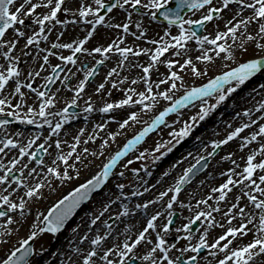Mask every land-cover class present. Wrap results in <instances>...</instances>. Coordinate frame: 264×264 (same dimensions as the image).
I'll return each mask as SVG.
<instances>
[{
	"label": "snow or ice",
	"instance_id": "obj_1",
	"mask_svg": "<svg viewBox=\"0 0 264 264\" xmlns=\"http://www.w3.org/2000/svg\"><path fill=\"white\" fill-rule=\"evenodd\" d=\"M172 3V0H115L108 3H105V0H93L92 4H85L81 2L78 9V19L83 21V23L92 26V31H88L83 39L78 41H73L72 43H53L52 48H63L70 50L71 54L66 56H60L59 59L64 61L66 64L75 65L77 59L75 58L77 53L87 52L91 55L93 52L98 53L101 56H104L105 53L115 51L119 53L122 57L119 66H123L124 60L128 59V55L131 53L133 56H139L140 52H133L131 48L119 47L115 44H109L107 47H95L91 51L84 47L88 40L93 36V31L97 25L105 24V15H101L102 10H106L107 13H112L114 9L124 10L127 13V19L129 23L123 24H108L107 27L122 28L124 33L129 32V27L131 23L132 13L135 12L139 16H149L151 20H156L157 14H159L165 21L169 28L171 26H176L178 29V34L171 36V41H165L160 46L155 49V52L150 57V63L147 66L143 67V77L142 79L146 84V92L137 93L135 89H129L125 93V98L120 100L118 103H105L102 108L99 109L102 113L111 112L113 109L124 108L126 106L138 105L140 111L145 114L153 112V109L156 107L158 97L160 100L170 102L168 106L164 107L162 111H159L157 115H154L151 118V122L148 123L145 121V125L138 133H136L131 139H129L122 148L115 151L114 154L110 155L105 163L98 172H96L90 179H87L85 182L79 184L62 199H59L52 207L47 209V214H37L36 220L40 223H33L31 230L24 239L18 240V247L11 248L6 256L0 258V264H33L32 257L37 255V250L30 243L34 241L39 235L43 233H50L53 236H56L68 221L73 217L76 210L81 207L82 204L90 200L93 193L97 192L109 181V178L113 175L117 177H124L125 173L120 171L114 173L113 170L116 169L118 162L121 159L128 155L130 151L135 149L149 133L153 132L160 125L166 124L165 118L169 116L170 113H179L180 109L186 108L189 105L193 104L194 101H200L199 112L191 116L190 119L192 123L184 122L182 127L179 130H172L168 135L172 138L168 141L162 143H156L154 152L159 153L160 155L154 156L153 159L159 160L162 156L167 155L168 152H171L172 149L179 144L182 140L188 137L193 131L194 125L199 121L205 120L219 105L223 104L229 96L237 91L242 85L247 81L251 80L257 74H264V43L256 42V36L251 34H246L248 25L251 23L258 24L257 36L264 38V0H175V7H169ZM66 5V0H39L38 3H34L33 0H20L17 3V0H0V47H4L2 38L5 37V34L9 29H13L14 33L18 37L25 36V32L14 26L20 25L25 26V17H32L38 8L47 9L46 14H41L35 16L32 20V23L39 26V31L35 32L33 35L27 38V45L39 44V39L42 33L45 32L46 22L51 24L53 21L56 24H67V23H77V20H60L58 18V13H68L71 9ZM94 5V6H93ZM230 5H236L237 10L235 14L229 19L224 27L225 31L217 30L213 38H209L208 35H197L195 28H205L208 23L213 22L214 20L222 19V13L225 10L229 9ZM127 6V7H126ZM132 11H129L128 9ZM143 9L144 11H141ZM185 9L189 12L195 14V12H201L200 18L198 19H185L181 14ZM251 10V15L246 19H239L237 17L241 15L244 10ZM76 13H73L75 15ZM91 17V19H86ZM235 21V23H234ZM185 25L188 27L186 28ZM136 28L140 29L141 24L136 23ZM243 27L245 33L241 35L245 36L244 40L237 45L234 50L231 45L228 43H221V41H226L229 37L233 42L237 40V32ZM48 31H51V28H48ZM170 33L165 31L164 35L168 36ZM144 32H140V36H143ZM59 38V37H58ZM140 37L138 36L137 39ZM43 39L47 40V36H44ZM195 40L196 44L200 46L201 49L204 48V45H210L212 47L204 49L201 55L196 57L197 60L211 63L213 56L209 55V52H214L216 57H219L222 61L235 62L237 53H246L248 48L246 41L255 42V48L259 50L254 58H250L244 62H239L235 67H230L229 70L223 71L221 74L214 76V78L208 79L207 83H203L198 87L185 88L183 95L174 99L175 90H177L178 85L177 81H180L183 84V77L179 75L176 71H171L170 76L167 79L160 80L156 84V88H159L161 84L168 85L166 90H161L156 94H153V87L148 83L150 69L159 61L160 57L166 53L169 48L175 49L176 55H180L181 49L185 48V45L190 40ZM123 43V40L120 41ZM149 43L156 44V41H149ZM9 51L12 48H15V43L9 42ZM147 54L148 50H144ZM4 59L8 61L16 60L18 62V57L13 58L9 56V52H5ZM49 55H54V53L49 52ZM44 63H48V55L43 57ZM98 64H102L103 60L97 61ZM167 67L169 69L174 68V66L179 63L178 61H167ZM3 67V66H0ZM59 65H56L52 71L56 72V69L59 68ZM181 69L189 68L192 75L196 77H201L207 75L206 71H200L197 69L196 65L193 64L191 58L184 59L183 63L180 64ZM116 74V68L111 69L108 73V76ZM20 72L16 66V63L9 62L6 69L0 71V92H3L6 85L9 84L10 80H13L15 77H19ZM31 75V73H29ZM36 75H39L37 72ZM95 75V70L91 69L85 72V78L79 84V87L76 90V97H74L71 102L65 107L61 112H57L54 115L62 117L60 122H57L55 126H52V122L48 120L50 115L46 109L53 107L54 99L51 96H47L45 92L36 91L32 89V85L28 84L26 87L32 89L36 92L37 97L40 99L39 110L38 112H33L31 107L28 108V113L31 115H38L43 123L25 116L21 118L19 114L13 111L5 112V108H12V104L8 102L7 98L0 99V129H5L6 126L10 123L7 117H13L18 120L20 123L33 125L41 128L43 124H47L51 129L52 135H58L63 123H66L70 116H75V113H69L68 108L75 107L77 105V98L80 96V93L84 90L85 82L88 77ZM49 82L53 81V77H47ZM125 79H127L125 77ZM123 83V81H121ZM133 84L137 83L136 80L132 81ZM117 85L113 83L112 87L115 88ZM227 86V87H226ZM261 88H264V85H260ZM104 88V84L101 83L97 89L99 92ZM255 91V89H253ZM15 93L20 95L21 100L23 101L24 94L21 92V85L19 80L15 81ZM131 93V94H129ZM133 96H138V99H133ZM207 98H213L215 103L209 104ZM22 105L17 104L15 107L20 108ZM264 110V103H261L257 108V111ZM85 112H92L93 106L91 103L87 104V107L84 109ZM239 115V113L237 114ZM244 116H250L249 111L243 113ZM131 123H139L140 116L138 112L131 111L126 119H123L119 123L120 129H125L130 126ZM256 123V121H252ZM171 127V125H168ZM102 127V126H101ZM231 127V125H229ZM251 127V124L244 123L239 127H236L234 130L230 131L226 138L219 141L211 142V151L208 152L207 156H197L194 157L195 163L191 164L188 168L184 169L183 174L176 180L175 185L168 189L166 192L160 193V197L163 198L167 196L169 192L179 193L183 185L189 183V181L204 168L208 166V158L216 155L217 150L221 148L222 145H227L230 141L235 140L238 137H241V133ZM82 131V130H81ZM17 136L22 135V133L17 132ZM119 133H110L109 137L111 140H115L116 136ZM264 138V124L259 125L258 132H253L250 136L242 137L243 143L240 145L241 150L247 147L249 144L257 140V137ZM40 139L39 135H36L34 138L30 139L27 144H20L17 141L7 138V133L5 132V138L0 139V153H5V149H18L19 159H12L9 161L6 166L3 163H0V186L8 185L11 187L15 184L18 187H23L26 189L23 197L18 198V202L10 199L11 193L7 195L0 194V220H3V223H0V229H3L0 232V236L11 237L12 231L18 229H10L9 226L14 224H22L27 218L26 210V200L24 197H27L28 200L33 198H39L41 189L45 186L43 182H36L34 186H29L24 182L25 169H28L27 176L31 177L36 173V168H29L28 163H24L19 169L20 178H16L12 175L13 170L16 168L17 164H20L24 158H29L30 160H35L37 165H43L44 161L42 158L37 159V154L39 152L47 153V148L45 144L48 143V139H45L44 143L39 144L35 152H30L29 149L36 144L37 140ZM91 140L92 137H89ZM199 139V138H198ZM175 141V143H173ZM79 137L76 138V143L71 145L72 151L66 155H58L53 164H56V161L59 160L63 162L66 167L61 172L57 167H47L46 171L51 176L54 177L57 181L64 182L70 181L73 179V176L69 174L68 168H72L76 171V177H79V171L76 170V166L69 165V158L73 156V153L76 151L77 144H79ZM55 147L60 148V141L56 140ZM87 143V141H85ZM109 141L104 140L100 145L101 149H104L108 146ZM165 149L166 151H161ZM85 153H88V149L83 150ZM92 156H96V152L90 153ZM100 156H103L104 153L101 151ZM191 155V153H189ZM145 152H140L137 159H143ZM260 157V159H257ZM222 159L231 160V162L240 167L235 160H232L231 154L223 157ZM244 159L245 166L243 167L242 172L236 173L235 169H229L227 173H222V175L227 176L226 182L222 183L219 188L212 189L213 192L218 193L217 204L220 201H225L226 196L229 192L232 191V187L237 185H242L241 192L243 196L247 197L249 204L253 206V211L250 213L245 212L244 207H240L238 203H233L231 207L223 212L222 215L227 217V223L229 227L215 238L211 243L208 240L209 232L208 229L214 227H224L219 221L215 219L213 213H219L221 209L217 206L209 205L207 210L197 211L193 218L189 219L187 224H184L182 229L177 228L175 231L177 233L183 231L186 235L180 237L186 241L191 242L193 239L192 225L197 221H201V218L206 222L205 230L199 235L198 242L195 244H187L181 248H177L176 244H170L165 236L170 234L169 224L172 223L171 216L172 213H168V222L162 225V233L156 232L155 221L161 215L157 212L155 215H152L151 218L147 219L146 227L133 239L127 235V229L124 232L117 231L116 235H113V227L108 222V220L103 221L104 227L107 229L105 232H97L94 236L89 238L88 234L85 233L80 237V244H83L85 241H88L89 248L85 251L81 247H70L71 254L67 257L66 264H137V261L148 262V264H199L198 255L203 249H217L220 253H223V258L219 259L217 264H256V257L264 254V198H258L257 195H253L252 191L260 194L261 197H264V143H261L258 147V150L251 151ZM75 160L81 164H85L84 159L80 155L75 156ZM132 161L129 160L128 164H131ZM127 167V164L124 165ZM133 172H136L133 169ZM165 176L168 175L167 172L164 173ZM239 176V179H233V176ZM47 179V177H45ZM49 181V185H50ZM232 186V187H230ZM8 187L3 189L4 192H8ZM116 187L120 190L121 196L124 195L123 189L125 185L123 183H117ZM244 188L250 189V191H244ZM147 191V189H145ZM132 196L142 195L139 191H133ZM120 197H117L119 199ZM127 199V197H124ZM177 199L176 195H172L167 203V208L171 209L173 207V202ZM209 200L213 199L211 196ZM236 200L239 201L240 197L237 196ZM156 201L149 200L143 204H137L135 207L137 209H147L149 204H153ZM110 203H115L111 201ZM208 204V200L198 201L197 207L199 205ZM110 204H105L103 210L91 219L89 224V230H91L92 225H96L97 221L104 216L105 212L109 210ZM185 207V205H181ZM233 209H236V212L233 213ZM259 210L258 220H256V212ZM16 214L20 217L19 220L14 218ZM129 208L127 205H123V211L118 212L115 219L119 220L121 216H128ZM240 217V223L238 226H232V221L236 217ZM111 219V217H110ZM251 225L252 227H249ZM155 232V240L149 239L146 234L149 231ZM73 233L77 231L76 228L72 229ZM199 231V230H198ZM253 233V238L246 244H235L234 240L239 237ZM123 237V239H121ZM111 239V243L109 240ZM223 242V243H222ZM2 243L7 244L8 241L5 240ZM146 246H151L146 252H141L138 249V246L141 244ZM71 245V242H70ZM231 246V247H230ZM178 252V255H173V250ZM186 253H194L195 255H185ZM210 255L216 257V251H210Z\"/></svg>",
	"mask_w": 264,
	"mask_h": 264
},
{
	"label": "rangeland",
	"instance_id": "obj_2",
	"mask_svg": "<svg viewBox=\"0 0 264 264\" xmlns=\"http://www.w3.org/2000/svg\"><path fill=\"white\" fill-rule=\"evenodd\" d=\"M69 1V2H68ZM20 0L17 1L19 3ZM34 3H38L39 0H33ZM83 2L85 4H92L93 0H75V4L70 2V0H66V5L69 7L72 11L77 10L79 7V4ZM107 2V0H105ZM77 4V5H76ZM94 6V5H93ZM236 6V5H234ZM127 7V6H126ZM129 11H132L130 8ZM237 10L236 7L229 6L228 10H225L221 15L222 19L220 20H214L213 22H210L207 24L205 28L202 29V32L200 35H208L209 38H213L215 32L217 30L219 31H225V23L232 18V16L235 14ZM47 9L41 7L36 10L34 15L32 17H25V26L16 25L15 28H19L20 30L25 32V36L18 37L15 35L14 31L9 32L6 37L3 40L4 47H0V71H3L6 69L9 62L16 63L17 68L19 69V72L22 73L23 70L27 71L28 69L33 68V72L36 68V71H41L44 65V72L42 71L44 76V81L42 82L41 86H38V80L37 82H33L32 89H36V91H42L47 94L45 98L48 96L53 97L54 99V105L53 107L46 109L47 112L50 113L48 116V120L52 122V126L54 127L55 124L58 122L60 116L54 115L57 112H61L65 107L68 106V104L71 102V100L76 97V90L79 87V84L82 80L85 78V72L91 69H94L96 66L100 65L97 63V61L103 60L102 67L100 71L98 72L97 76L89 82H85L84 90L80 93V96L77 98V105L74 107L77 109V112L75 113V116H70L67 123H63L62 127L65 129H71L74 126L82 125L84 127H87L85 133L83 135L79 136V144H77L76 151L73 153V156L69 158V165H75L76 170L79 171V177H76V171L72 168H68L69 174L73 176V179L70 181H64L60 182L57 181L54 177H51L47 171V167H57L58 170L61 172L64 170L66 165L63 164V162L57 160L56 164H53V160L58 155H66L71 149V145L76 143V139L65 143L57 152V155H53L52 150L50 153L43 152V161L44 164L40 168H37V171L45 173L39 176V178L29 177L27 178V169L24 170L25 175L23 177L24 182L28 184L29 186H34L35 184H32L31 179L34 181L41 180L44 183V187L41 189L39 198H33L32 200H28L27 197H24L26 200V210H27V218L24 220L22 224H14L9 226L10 229H18V231L14 230L12 231L11 237L8 236H0V258H3L8 253V249H6V246H8L9 239L13 236H26L28 235L29 231L24 232L23 229L26 228V226L31 221V217L34 214L33 213V207L36 204H39L42 200V195H51L52 198L50 199V204L47 205L49 209L52 207L59 199H62L65 195H67L70 191H72L75 187H77L79 184L85 182L88 178H90V175L92 176L96 172L100 170L103 163L107 161L110 155L114 154L115 151L119 150L123 147V145L131 139L136 133H138L145 125V121L148 123L151 122V118L154 115H157L159 111H162L164 107L168 106L170 102L160 100L158 97V103L156 107L153 109V112L145 114L144 112L140 111V107L138 105H133L131 107L126 106L124 108H118L113 109L111 112L108 113H101L99 111L100 108L104 106L105 103H118L120 100L125 98V93L128 92L129 89H135L137 93L139 92H146V84L145 81L142 79L143 77V67L147 66L150 63V57L155 52L147 51V54H145L144 50H147L146 47L148 45V42L152 40L154 36H162L164 38H167L164 40L168 41L171 36H173V32H176L178 34V29L176 26H164L156 23L155 21L151 20L149 16H139L136 13H132V17H135L136 20L141 24V28L139 29V33L141 31L144 32V35L142 38L137 39L134 37V33L137 29H131V31L127 34L122 33V28H115V27H107L108 24H121V20L128 21L127 19V13L124 10L116 9L109 15L105 17V24L103 25H97L95 27V31H93V36L88 40L87 45L84 46L89 51H91L95 47H107L109 44L114 43L118 45L119 47H127L131 48L133 52H140L139 56H133L131 53L128 55V59L132 57L133 59H130L128 61L124 60L123 66H119V63L122 59L120 57L119 53L115 51V47L113 48L112 52L105 53L104 56H99L98 53H92L89 55L87 52L77 53L76 59L77 63L75 65L68 64L70 67L67 68V64L60 60V56H66L70 55L71 52L68 49L63 48H52L53 43H66L64 35L71 31H78L77 39L84 38L86 33L88 31H92V26L87 25L83 23V21H80L78 18L76 19L78 22L73 23H67V24H61L62 30L61 32H58L57 35H60L58 38L51 37V34H53L52 29L54 24H56L54 21L49 24L46 22V25L49 24L48 28H51V31L45 30L44 33L41 34L40 37H37L39 39V45H41V48H37V66L30 65L32 58V45H27V38L31 35H33L35 32L39 31V26L32 23V20L37 15L46 14ZM141 11H144L141 9ZM203 10H201L202 12ZM201 12H195L193 14L192 12H189L184 15L185 19H198L200 18ZM69 13V12H68ZM251 15V10H244L240 16L237 17V20L239 19H246L248 16ZM67 17V13H58V18L60 20H65ZM86 19H91V17H88ZM132 21V20H131ZM141 21V22H140ZM235 23V21H234ZM187 28L188 26L185 25ZM101 30V31H100ZM87 31V32H86ZM165 31H168L170 34L168 36H165ZM258 32V24L251 23L248 25L246 34H251L253 36H256V42L264 43V38L257 36ZM241 33H245V29L241 27V29L237 32V40L235 42L232 41V39L229 37L226 41H221V43H228L233 47L235 50L237 45L241 42V40L245 39L244 35H241ZM63 35V38L61 36ZM151 35V36H148ZM44 36H47V40L43 39ZM77 39H74V41H78ZM156 39V38H155ZM123 40V43L120 41ZM15 43V48H12L11 51H9V42ZM171 41V39H170ZM73 41L67 42L72 43ZM247 44V52L246 53H237L235 62L230 61H222L219 57H216L214 52H209L208 54L213 56V60L211 63L202 62L196 59L198 55H201L204 49L210 48L212 46L205 44L204 48L201 49L199 45L196 44V41L190 40L185 45L186 48L179 50L180 55H176L175 49L169 48V50L164 53L163 56L160 57L159 61L150 69L149 72V79L148 83H150L153 87V94H156L157 92L161 90H166L168 85L161 84L159 88H156V84L159 83L160 80L167 79L170 76L171 71H176L179 75L183 77V84H181L180 81H177L178 88L175 90L174 93V99L178 98L179 96L183 95L185 88H190L197 86L199 84L204 83L205 81H208V79L213 78L216 74L220 73L221 71H224L226 69H229L230 67H235L237 63L244 62L250 58H254L256 54L259 52L258 49L255 48V42H248ZM9 52V56L13 58H19L18 62L14 59L12 61H8L4 59V53ZM49 52L54 53V55H49ZM92 57L94 58V61H89L88 59L81 60V57ZM48 55V63L45 64L43 57ZM109 55V56H108ZM98 56L100 57L98 59ZM182 57V58H181ZM164 58V59H163ZM191 58L193 64L196 65L197 69L200 71H206L207 75L196 77L193 76L189 68L181 69L180 64L183 63L184 59ZM139 61H136V60ZM34 60V58H33ZM136 62H135V61ZM178 61L174 68L169 69L167 67V61ZM59 65L62 67L63 72L59 76L58 80L54 83V85L46 89V86L48 84L47 77L51 76L52 69ZM133 65V66H132ZM29 66V67H28ZM32 66V68H31ZM73 66V67H72ZM24 68V69H22ZM116 68V74H113L112 76H108V73L111 71V69ZM132 68L131 70L134 71L132 74L128 69ZM66 70H71L73 72H77L76 75H71L68 78L63 79L62 75L65 73ZM126 71L128 73H126ZM101 74L106 76V80L104 81V88L101 89L99 92L97 91L99 85H100V78ZM100 77V78H99ZM125 77L127 79H125ZM18 77L13 78V80H10V84H15V81ZM79 80V84L76 87L71 88L69 92V97L64 98L63 96L66 92L65 89H63L60 92H55V86L62 85L65 83V85H69L71 83L77 82ZM109 80V82L106 83V81ZM136 80L137 83L133 84L132 81ZM61 81H64V83H61ZM123 81V83H121ZM113 83H115L117 86L115 88L112 87ZM30 84V82L24 83L21 85V88H28L26 85ZM260 85H264V74H259L256 78H253L250 81H247L244 85H242L240 88L237 89L236 92H234L231 96L228 97V99L221 105H219L208 117L205 118L203 121H199L194 125L193 131L191 134L186 137L184 140H182L179 144H177L171 152H168L167 155L162 156L159 160L153 159L154 156L160 155L159 153L154 152V148L156 143H162L165 141H168L172 139L168 133L172 130H179L180 127H182L184 122L192 123L190 117L196 115L199 112V106L200 103L195 104L191 108L180 111L176 114H171L164 127L159 129L155 134L146 136L144 140L135 147V150L133 149L130 151L129 155L125 158H122L120 162H118L116 169L113 170L114 173L116 172H124V177H117L116 175H113V179L108 184V188L105 189L102 193H100L98 196H96L93 201L88 205V208L81 213L80 216H78L75 219L74 224L68 228L64 234H62L61 238H63V242H61V246L57 247L56 244L59 241V239L55 240L54 236L49 233H43L39 235L34 241H33V247L37 250V257L44 256L43 257V263H40V260L37 258V261L33 262V264H51L52 260L51 258L53 256H57L56 259L59 261L56 264H66L67 257L70 252V247H72L73 244L70 245L71 239H77L80 241V237H82L85 233L88 234L89 238L94 236L97 232H105L107 229L103 225V221L108 220V222L113 227V232L117 233L116 230L118 226V222L122 220L120 218L119 220H116L115 217L118 212L123 211V205H127L129 208V215L126 216L129 219H133L135 216H141L142 222L140 224H135V220H133V224L131 223V227L133 228V231L130 233V226L129 229L127 228V235L132 237L133 239L138 234L139 231H141L145 226L147 219L151 218L152 215H155L154 212L157 211V206L161 208L160 216L157 218L156 223L158 225H163L168 222V213L171 212V220L175 217V221L173 225L169 224L170 233L172 234V238L168 239V242L170 244H176L177 248H181L182 244H188V243H197L199 235L205 230V221L203 218H201V221H197L196 227L192 229L193 232V239L191 242L186 241L184 239H180V237L186 235L183 231L177 233L175 230L177 228L183 227L184 224H187L189 219L193 218L195 213L197 211L201 210H207L209 205L217 206L221 208V211L219 213L214 212L213 216L217 221H219L221 224L224 225V227H214L210 230L208 240L211 243L215 238H218L220 234H222L227 227H229L227 223V217H224L222 215L223 212H226L229 208L225 209V205L222 201H220L217 204L218 195L216 193V197L213 199L208 200L207 205H203L201 208H192L190 207L186 211H184L187 207H181V204L184 203L183 198L189 194L195 187V182L200 180L202 177H199L196 181H194L191 185L185 187L182 189L179 193H173L169 192L168 195H176L177 199L175 202H173V207L171 209L167 208V203L170 199V197L164 196L163 198L160 197V193L168 191L169 188L173 187L175 185L176 180L183 174L184 169L188 168L191 164L195 163L194 157L197 156H207L208 152L211 151V142L212 141H219L221 139L226 138L224 136V131L231 129L234 130L236 127H239L241 124L249 123L253 124V126L259 125L261 122L264 124V115L261 118H258L257 120H253V117L256 115H259L261 111H257V108L261 103H264V88H261ZM7 87V85H6ZM5 87V88H6ZM66 86H64L65 88ZM90 88L92 92L96 90L92 98L88 101H85L86 98H82L85 94L90 91ZM32 89L25 90L30 96H34L36 99L34 101H39L40 99L37 97L36 92L32 91ZM245 89H249V92L244 93ZM255 89V91L253 90ZM0 92V99H4L7 96V93ZM67 92V93H68ZM82 94V96H81ZM131 94V93H129ZM12 98L11 95L8 96L7 100L9 103L12 104V108H5V112L7 111H13L15 110L21 118L25 116H29V118H33L41 123H43L42 119L37 117L38 115H31L28 113V108L31 107L33 109V112H38L39 110V104L38 106L33 104L32 102L29 103H23L21 100L15 98ZM138 96H133V99H138ZM60 99V100H59ZM91 103L93 106L94 113H88L84 111V109L87 107V104ZM208 103L212 104L215 103V100L213 98L208 99ZM17 104H21L22 106L20 108H16L15 106ZM69 109V108H68ZM131 111L138 112L140 116V122L139 123H131L130 126L125 129L119 128V123L123 121V119L127 118V115ZM245 111L250 112V116H244L243 113ZM239 113V115H237ZM13 118V117H12ZM14 119V118H13ZM245 119V121H244ZM18 121L14 119V122L11 125L6 126L5 129H0V139L5 138V132L7 133L10 129H16L18 130L17 126H22L24 128L25 132H32L34 134V137L36 135L40 136V139L37 140L36 144L33 145L31 149H29L30 152H35L39 146V144L44 143L45 140H41V136H44V133L49 131L50 128L47 124H43V127L38 128L35 124L29 125L24 123H19L18 125H15V122ZM239 121H244L243 123H240ZM252 121H256V123H252ZM168 125H171L169 127ZM231 125V127H229ZM102 126V127H101ZM252 126V127H253ZM248 129H251L248 128ZM248 129H245L248 130ZM259 129V128H258ZM110 133H119V135L116 136V139L113 141L110 139L109 134ZM249 136L245 135L244 132L241 133V137H238L236 139H240L242 142V137ZM89 137H92L90 140ZM7 138H10L7 134ZM199 138V139H198ZM12 139V138H11ZM43 139H46L44 136ZM230 141L227 145H222L220 149L217 150L216 155L209 157V166L220 157V159L223 156H228L229 152L231 150L232 144L237 142V140ZM13 140L17 141L20 144H27L28 141L25 139H17L13 138ZM104 140H108V146L104 149L100 148V145ZM87 141V143H85ZM175 143V141H173ZM3 145H0V147ZM48 146V143L45 144V148ZM253 144L247 146V150L245 152L246 156L252 151ZM87 148L88 153H85L83 150ZM257 150V149H255ZM254 150V151H255ZM11 151L13 155L11 157L5 158L3 160V164L6 166L8 165L9 161L12 159H19L18 156V149H5V152ZM103 151L104 155L100 156L99 153ZM161 151H166L165 149H162ZM96 152V156L90 155V153ZM140 152H145V156L143 159H137ZM191 153V155H189ZM5 154V153H0ZM45 154H48L45 156ZM244 154V155H245ZM80 155L84 161L87 167L84 166V164H81L75 160V156ZM3 159V157H0V162ZM23 160L26 161V158ZM131 160L132 163L128 164V161ZM30 163L35 168L37 165L34 160H30ZM127 164V167H124V165ZM22 164H17L16 168L13 170V173H17L18 178H20V171L19 169L22 167ZM38 166V165H37ZM45 169V170H44ZM133 169L136 170V172H133ZM44 170V171H43ZM167 172L168 175L165 176L164 173ZM207 172V170H206ZM205 172V173H206ZM2 174V172H0ZM36 176H38L36 174ZM26 177V179H25ZM47 177V179H45ZM30 179V180H29ZM49 181L51 182L49 185ZM117 183H123L125 185V188L123 189L124 195L121 196L120 190L116 187ZM165 185V186H164ZM215 186V185H213ZM5 187H8L7 185L0 186V194L7 195L8 193H11L10 199H12V195L18 194L16 196L15 202H18L19 197H23L22 194L26 191L23 187H18L15 184H13L11 187H8V192H4L3 189ZM264 187V185H262ZM217 188V186H216ZM147 189V191H145ZM133 191H139L142 193L140 196H132L131 193ZM244 191H250L248 189H245ZM207 192V191H206ZM205 193V192H204ZM253 195H260L258 193H255L252 191ZM214 193H212V196ZM239 195L242 197L240 199V202L243 205H246L250 207L253 211V206L249 204L247 201V197L241 195V190L239 191ZM127 197L125 199L124 197ZM211 196V193H207V197L209 198ZM117 197H120L117 199ZM264 198V197H263ZM152 200L156 201L153 204H149L147 209H137L135 206L137 204H143L147 201ZM111 201H115V203H110ZM182 201V202H181ZM177 202V203H176ZM180 203V205H179ZM47 202L43 204V209H45ZM105 204H110L109 207V213L105 212L104 216L101 217L99 221H97L96 225L91 226V230H89V224L91 219H93L96 215H98L104 208ZM222 204V205H221ZM47 209L44 212H40V214H47ZM234 211V210H233ZM256 214L259 213V210H255ZM14 218L19 220L20 217L16 214H13ZM135 215V216H134ZM134 216V217H133ZM111 217V219H110ZM258 217V215H257ZM129 219L124 220L126 223ZM258 219V218H256ZM130 221L127 224H130ZM137 221V220H136ZM255 221V220H254ZM4 221L1 220L0 223H3ZM37 224L40 223V221L36 222ZM240 223V217L237 216L236 219L232 221V226H238ZM250 227V225H249ZM76 228L77 231L73 233L72 229ZM199 230V231H198ZM3 229H0V232H2ZM158 232V231H156ZM113 233V234H114ZM155 232L151 231V234L147 236L149 239L155 240ZM253 238V233H249L246 236L239 237L234 240L235 244H246ZM123 239V238H122ZM7 240L8 243L4 244L3 241ZM79 241H76V244L78 246H81V248L86 247L84 250L86 251L89 248V244H86V241L83 244H80ZM111 241V240H110ZM18 243V242H17ZM223 243V242H222ZM19 245H16L18 247ZM77 247V246H75ZM149 248L151 246H148ZM148 247L145 244H141L139 249L141 252H146L148 250ZM231 247V246H230ZM13 248V247H12ZM6 249V250H5ZM142 249V250H141ZM55 251V252H54ZM210 251H216L217 255L216 257H213L210 255ZM174 253H177L176 250L173 251ZM206 249L201 250V252L198 255V258L200 257L199 264H217L218 260L223 258V253H220L217 249H208L206 252ZM205 254V255H204ZM187 256V254H185ZM195 255V254H194ZM36 259V258H35ZM259 256L256 257V261H258ZM137 264H140V261H137ZM142 264H148V262L142 263Z\"/></svg>",
	"mask_w": 264,
	"mask_h": 264
},
{
	"label": "bare ground",
	"instance_id": "obj_3",
	"mask_svg": "<svg viewBox=\"0 0 264 264\" xmlns=\"http://www.w3.org/2000/svg\"><path fill=\"white\" fill-rule=\"evenodd\" d=\"M77 1H79V0H77ZM69 2V1H68ZM70 2H72V3H74L75 4V0H70ZM77 5V4H76ZM73 13H76L75 15H73ZM78 18V12L76 11V10H74V11H70L69 13H67V17L65 18V20H68V21H71V20H76ZM131 23H130V27H129V32L131 31V29H137L136 28V23H139L137 20H136V18L135 17H131ZM141 22V21H140ZM123 23H129V21H123V20H121V24H123ZM141 24H142V22H141ZM48 27H49V24H47L46 25V28H45V30H48ZM61 31H63L62 30V25L61 24H54V26H53V29H52V32H53V34H51V37H53V38H57V37H60V35H57L58 34V32H61ZM101 31V30H100ZM122 31V33L123 34H126V33H124L123 32V30H121ZM87 32V31H86ZM128 32V33H129ZM127 33V34H128ZM173 35H177V33L176 32H173ZM77 36H78V31H71V32H69V33H67L66 32V34L64 35V37H67V38H65V41L64 42H70V41H74V39H77ZM140 37V39L142 38V36H140V33H139V29H137L136 30V32L134 33V37ZM148 36H151V35H148ZM85 37V36H84ZM61 38H63V35L61 36ZM156 38V39H155ZM80 39H82V38H80ZM80 39H77V40H80ZM165 39H167V38H164V37H162V36H154L153 38H152V40L151 41H156V44H152V43H149L148 42V45H147V47H146V49L147 50H149V51H151V52H153L158 46H160L163 42H164V40ZM170 39L171 38H169L168 39V41H170ZM111 44H113V43H111ZM87 45V43L84 45V46H86ZM37 48H41V45H39V44H33L32 45V52H31V54H32V58H31V62L29 63L30 65H35V66H37V62H38V60H37ZM186 48V47H185ZM33 58H34V60H33ZM100 57L98 56V59H99ZM182 58V57H181ZM85 59H88L89 61H94V58H92V57H86V56H83V54H82V57H81V60H85ZM130 59H133L132 57H130ZM130 59H127L126 61H128V60H130ZM164 59V58H163ZM136 60V59H135ZM134 60V61H135ZM136 61H139V60H136ZM135 61V62H136ZM139 63H140V61H139ZM133 66V65H132ZM29 67V66H28ZM31 68H32V66H31ZM67 68L69 69L70 67L68 66V64H67ZM22 69H24V68H22ZM132 68H129L128 70L133 74L134 73V71L133 70H131ZM2 70H4V68H2ZM44 72V65H43V68H42V70L41 71H36V68H35V70H34V72H33V68L30 70V69H28L27 71H25V70H23L22 71V73H20V75H19V77L17 78V80H19V82H20V85H22V84H24V83H27V82H30V84H32L33 82H37V80H38V86H41L42 85V82L44 81V76H45V74L43 75V73H41V72ZM39 73V75H36V73ZM29 73H31V75H29ZM126 73H128L127 71H126ZM77 74V72H73V71H71V70H66L65 71V73L62 75L63 77V79H65V78H68V77H70L71 75H76ZM100 78V77H99ZM107 78H106V76H104V75H102L101 74V78H100V84L101 83H105L104 81L106 80ZM107 82H109V80H107L106 81V83ZM61 83H64V81H61ZM78 84H79V80L77 81V82H74V83H71V84H69V85H65V83L64 84H62V85H56L55 86V92H60V93H62L61 91L63 90V89H65L66 90V92L64 93V94H66V95H64L63 97L65 98H68L69 97V90L71 89V88H73V87H76V86H78ZM33 85V84H32ZM34 86V85H33ZM32 86V87H33ZM64 86H66L65 88H64ZM34 88V87H33ZM29 88H21V92L24 94V98H23V101L21 100V98H20V95L18 94V93H15V84H8L7 85V87H6V93L8 94L5 98H8V96L9 95H11V97L12 98H10V99H15V98H17V99H19V100H21L23 103H29V102H32L33 104H35V105H37L38 106V104H39V101H34L36 98L34 97V96H30L27 92H25V90H28ZM68 92V93H67ZM96 92V90L94 91V92H92V90H91V88H90V91L89 92H87V93H82V94H85L82 98H86V100L85 101H88V100H90L91 98H92V96L94 95V93ZM244 92L245 93H247V92H249V89H245L244 90ZM82 94H81V96H82ZM4 98V99H5ZM90 98V99H89ZM60 100V99H59ZM88 113H90V112H87V114ZM91 113H94V110L91 112ZM264 115V111L263 112H261L259 115H256V116H254L253 117V120H257L258 118H261L262 116ZM37 117H39V116H37ZM40 118V117H39ZM33 119V118H32ZM62 120V117L61 118H59V120H58V122H60ZM68 121V120H67ZM244 121H245V119H244ZM244 121H239L240 123H243ZM67 123V122H66ZM249 124V123H248ZM260 124H263L262 122L260 123ZM259 124V125H260ZM26 125V124H25ZM165 125V124H164ZM163 125V126H164ZM259 125H257V126H253V124H251V129H248V130H246V131H244V134L245 135H251L253 132H258V128H259ZM253 126V127H252ZM86 129H87V127H84V126H82V125H79V126H74V127H72L71 129H65V128H61V130H60V132H59V134L58 135H52L51 134V129L49 130V131H47V132H45L44 133V136L46 137V139H48V146L46 147L47 148V153H50V151L52 150V153H53V155H57L56 153L57 152H59V150L61 149V147L63 146V145H65V143H69V142H71V141H73V140H75L77 137H79V136H77L76 134H78V135H83L84 133H85V131H86ZM82 130V131H81ZM231 131V129H229V130H225L224 131V133H222V134H224V136H227V134L229 133ZM17 132H20V133H22V135H20V136H17L16 135V133ZM7 134H8V136L10 137V138H17V139H25L26 141H29L30 139H32V138H34V134H32V132H30V133H28V132H25V131H18V130H8V132H7ZM43 135L41 136V140H45V139H43V137H44ZM56 140H59L60 141V148L59 149H57L56 147H55V141ZM237 140V142H235L234 144H232V145H230L231 146V150H230V152H229V155L231 154V157H232V160H235L236 162H237V164H239L240 165V167H236V165H234L232 162H231V160H225V159H222L223 157H225V156H223L221 159H220V157L218 158V159H216L215 161H213V163L208 167V170H207V173L203 176V178H201L200 180H198L197 181V183H196V185H195V187H194V189L192 188L191 190V192L189 193V194H187L184 198H183V200L182 201H184V203H182L183 205H185V207H187L184 211H186L187 209H189L190 207H192V208H201L204 204H201V205H199V207H197V204H198V201H200V200H207L208 199V197H207V193L208 192H210L211 193V197L212 198H214V197H216V192H213L212 191V189H214V188H216V186H217V188H219V186L222 184V183H224V182H226V180H227V176L226 175H222V173H227L228 172V170L229 169H235V172L236 173H239V172H242V170H243V167L245 166V163H244V159H242V158H245L246 159V154H245V152H246V150L248 149L247 147H245V148H243V150H241V147H240V145L243 143L240 139H236ZM261 143H264V138H261V137H257V140L256 141H254L252 144H253V147L251 148L252 149V151H254L255 149H257L258 150V147H259V145L261 144ZM250 145V144H249ZM135 150V149H134ZM8 154H12L11 152L10 153H7V154H4L5 156H7ZM245 154V155H244ZM48 155V154H47ZM52 158H56V156L55 157H52ZM257 159H260V157H257ZM29 165V164H28ZM29 168H32V167H30V165H29ZM33 175H35V173L33 174ZM91 176V175H90ZM233 179H239V176H236V175H234L233 176ZM213 185H215V186H213ZM165 186V185H164ZM109 187V186H108ZM107 187V188H108ZM230 187H232V186H230ZM241 187H243L242 185H237V186H235V187H232V191L231 192H229L228 194H227V196H226V200L225 201H222L223 202V204L225 205L224 207H225V209L226 208H230L231 207V205L233 204V203H238L239 204V206L240 207H244L245 208V212L246 213H250V212H252V209L250 208V207H248V206H246V205H243L241 202H240V200L239 201H237L236 200V197L237 196H239L240 197V199L242 198L240 195H239V191L241 190ZM245 189H248V188H244V190ZM248 190H250V189H248ZM207 191V192H206ZM205 192V193H204ZM212 193H214V195L212 196ZM256 193V192H255ZM217 195H218V193H217ZM241 195H243V193L241 192ZM171 196V194L170 195H168V197H170ZM257 197L258 198H263V197H261L260 195H257ZM52 198V196L51 195H42V197H41V202L39 203V204H36V205H34V207H33V215H32V217H31V221L29 222V224L26 226V228H24L23 229V231L24 232H27V231H29V230H31V226H32V224L33 223H36L38 220H36V216H37V214H40V212H44L47 208H48V206L47 205H49L50 204V202L52 201H50V199ZM50 201V202H49ZM181 201V202H182ZM47 202V204H46V206L47 207H45V209H43V204L44 203H46ZM92 202V198H90V200H89V204ZM49 203V204H48ZM177 203V202H176ZM181 204V205H182ZM179 205H180V203H179ZM222 205V204H221ZM158 208H157V211L160 213L161 212V208H159V206H157ZM203 208V207H202ZM221 209V208H220ZM234 211H233V213H235L236 212V209H233ZM107 212H109V211H107ZM154 214H156V212H154ZM258 215V214H257ZM257 215H256V218H258L257 217ZM135 216V215H134ZM133 216V217H134ZM121 217H123V216H121ZM137 217V218H136ZM134 218H136V219H134L135 220V223H137L138 224V222L139 221H142V217L141 216H135ZM137 220V221H136ZM258 219H256L255 221H254V223L257 221ZM131 223L133 224V221L131 220ZM158 223V222H157ZM156 223V221H155V224H156V231H158V232H161L162 233V225H158ZM134 225V224H133ZM205 226H207L206 225V222H205ZM250 227H252L251 225H250ZM208 230H210V229H208ZM151 233L149 232V233H147V235L146 236H149ZM173 236H172V234L170 233V234H167L166 236H165V239L168 241V239H170V238H172ZM24 238H26V236H23V237H21V236H13L12 238H10L9 239V243H8V246H6V249H8L9 247H16V245H19L17 242H18V240H20V239H24ZM60 238V239H59ZM59 238H57V239H59V241H58V243L56 244V246L57 247H59V246H61L60 244H61V242H63V238H61V236H59ZM155 239V238H154ZM74 241H76V240H74ZM170 243V242H169ZM74 244V243H73ZM11 247V248H12ZM148 247V246H147ZM5 249V250H6ZM148 249H149V247H148ZM10 250V249H9ZM175 250V249H174ZM173 250V251H174ZM172 254H174L175 255V253L173 252ZM256 264H264V254H261L260 256H259V259H258V261H256Z\"/></svg>",
	"mask_w": 264,
	"mask_h": 264
},
{
	"label": "water",
	"instance_id": "obj_4",
	"mask_svg": "<svg viewBox=\"0 0 264 264\" xmlns=\"http://www.w3.org/2000/svg\"><path fill=\"white\" fill-rule=\"evenodd\" d=\"M104 186H105V185H104ZM104 186H102V187H104ZM98 191H99V190H98ZM98 191H97V192H98ZM95 193H96V192H95ZM93 194H94V193H93ZM30 243L32 244V242H30Z\"/></svg>",
	"mask_w": 264,
	"mask_h": 264
}]
</instances>
